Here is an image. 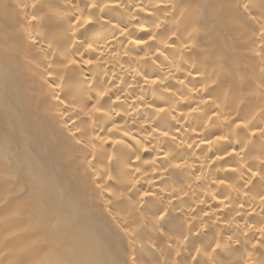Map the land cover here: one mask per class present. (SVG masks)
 Instances as JSON below:
<instances>
[{
	"label": "bare ground",
	"instance_id": "obj_1",
	"mask_svg": "<svg viewBox=\"0 0 264 264\" xmlns=\"http://www.w3.org/2000/svg\"><path fill=\"white\" fill-rule=\"evenodd\" d=\"M0 171V264H264V0H0Z\"/></svg>",
	"mask_w": 264,
	"mask_h": 264
},
{
	"label": "rangeland",
	"instance_id": "obj_2",
	"mask_svg": "<svg viewBox=\"0 0 264 264\" xmlns=\"http://www.w3.org/2000/svg\"><path fill=\"white\" fill-rule=\"evenodd\" d=\"M33 158H31L30 160H32ZM0 180H2L4 183H6V185L1 186L0 188H6L7 189V193H9L11 191L10 188V184L15 183V184H21L23 183V185L25 184L22 175H17V173H15L14 177H9L7 175H5L4 171H0ZM10 190V191H9ZM14 204H10V205H6V208L4 209L5 213H10L11 212V208L13 207ZM21 206H23V204H21ZM33 258L32 257H28L27 260H31Z\"/></svg>",
	"mask_w": 264,
	"mask_h": 264
}]
</instances>
